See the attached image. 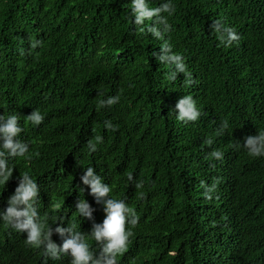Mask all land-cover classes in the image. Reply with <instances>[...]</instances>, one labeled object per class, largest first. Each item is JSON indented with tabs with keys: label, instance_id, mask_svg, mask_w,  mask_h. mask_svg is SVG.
Segmentation results:
<instances>
[{
	"label": "trees",
	"instance_id": "1",
	"mask_svg": "<svg viewBox=\"0 0 264 264\" xmlns=\"http://www.w3.org/2000/svg\"><path fill=\"white\" fill-rule=\"evenodd\" d=\"M161 2L148 0L149 7ZM172 3L164 39L190 73L174 81L153 56L164 41L132 25L130 0H0V106L12 91L16 105L30 101L41 111L46 144L36 174L68 200L88 195L79 181L88 166L113 195H130L141 239L120 256L127 264H264V235L255 228L264 215V157L224 139L215 149L223 158L215 160L204 143L222 121L235 137L264 130V0ZM215 20L243 26L245 41L218 45ZM30 39L41 45L30 49ZM113 95L117 104L98 107ZM183 95L201 110L196 122L175 119ZM95 135L103 143L90 154L86 141ZM128 173L142 189L129 184ZM201 181H215L218 196L205 199ZM233 208L236 222H218ZM39 257L17 259L0 241V264H51Z\"/></svg>",
	"mask_w": 264,
	"mask_h": 264
},
{
	"label": "clouds",
	"instance_id": "2",
	"mask_svg": "<svg viewBox=\"0 0 264 264\" xmlns=\"http://www.w3.org/2000/svg\"><path fill=\"white\" fill-rule=\"evenodd\" d=\"M225 11L230 14L229 10ZM174 12L172 0H162L156 7H149L148 0H130L132 25L156 40L164 41L160 51L153 52V56L161 64L169 66L167 78L173 81L178 73L190 77L183 57L173 53L172 45L164 39L170 31L167 17ZM230 24L227 27L215 20L210 25L218 45L225 48L246 39L243 26ZM40 45L39 39L29 40L30 49ZM185 83L190 84V78ZM258 91L260 96H264V86ZM5 92L0 106L5 108L0 111V241L11 249L17 259L22 257L27 261L40 252L39 258L51 264H127L120 256L129 244L131 246L135 242V236L139 235L141 239L136 225L138 217L128 206L131 205L130 195H113V188L92 166L83 168L79 175L81 184L87 186L88 195L71 197L70 201L66 194L60 192L61 189L38 176L36 170L43 163L46 144L43 142L44 116L30 101L23 107L21 103L16 105L19 94ZM1 96L0 92V99ZM119 100V95L108 96L98 101V107H110ZM174 109L175 119L185 124L196 122L202 115L191 95L180 97ZM104 127L115 130L109 120L104 121ZM227 129V121H222L216 135L205 139L204 143L212 150L208 154L212 159L223 158V153L215 149L220 141L224 143V139L231 148H243L251 157H264V130L243 136L241 133L235 137ZM102 143L103 138L99 135L87 140L88 153L96 152ZM127 181L136 189L143 188L144 182L134 180L131 173L127 174ZM200 184L205 199L218 196V193L213 194L215 181L210 185L204 181ZM237 216L233 208L222 220L218 216V222H236ZM263 223L264 215L254 225L261 237L264 235ZM126 255L135 259L131 254Z\"/></svg>",
	"mask_w": 264,
	"mask_h": 264
}]
</instances>
